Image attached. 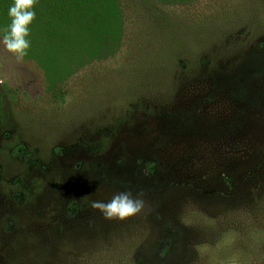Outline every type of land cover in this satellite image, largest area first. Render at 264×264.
<instances>
[{
	"label": "rangeland",
	"instance_id": "1",
	"mask_svg": "<svg viewBox=\"0 0 264 264\" xmlns=\"http://www.w3.org/2000/svg\"><path fill=\"white\" fill-rule=\"evenodd\" d=\"M95 1L37 0L18 60L0 0V264H264V0Z\"/></svg>",
	"mask_w": 264,
	"mask_h": 264
},
{
	"label": "clouds",
	"instance_id": "2",
	"mask_svg": "<svg viewBox=\"0 0 264 264\" xmlns=\"http://www.w3.org/2000/svg\"><path fill=\"white\" fill-rule=\"evenodd\" d=\"M37 0H13L8 9L10 24L2 36V43L8 53L18 60H23L30 49V26L34 22L36 12L34 11ZM99 188L97 189V191ZM143 191L135 195L131 191L114 193L108 201L93 200L90 207L98 210L106 220H125L133 217L145 208ZM84 197L81 200H85Z\"/></svg>",
	"mask_w": 264,
	"mask_h": 264
},
{
	"label": "trees",
	"instance_id": "3",
	"mask_svg": "<svg viewBox=\"0 0 264 264\" xmlns=\"http://www.w3.org/2000/svg\"><path fill=\"white\" fill-rule=\"evenodd\" d=\"M113 3L115 0H111ZM140 3L146 10L149 12L157 11L155 8L156 6L151 2V0H139ZM64 3L65 5H69V9L72 12H69L73 16V20L75 22H83L85 18L84 15L88 16V20L86 21L87 24L92 22L93 24L99 23L102 21L101 19V4H98L95 0H55L56 8L59 4ZM103 8V6H102ZM104 19V18H103ZM101 34V30H95V35L98 36ZM3 120V110H2V94L0 92V126ZM70 208L74 210V202L70 204Z\"/></svg>",
	"mask_w": 264,
	"mask_h": 264
}]
</instances>
